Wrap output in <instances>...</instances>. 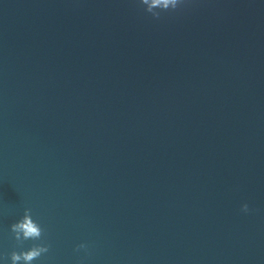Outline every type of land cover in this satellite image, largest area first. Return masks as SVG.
Returning <instances> with one entry per match:
<instances>
[{
  "label": "water",
  "instance_id": "obj_1",
  "mask_svg": "<svg viewBox=\"0 0 264 264\" xmlns=\"http://www.w3.org/2000/svg\"><path fill=\"white\" fill-rule=\"evenodd\" d=\"M33 245L264 264V0H0V264Z\"/></svg>",
  "mask_w": 264,
  "mask_h": 264
},
{
  "label": "clouds",
  "instance_id": "obj_2",
  "mask_svg": "<svg viewBox=\"0 0 264 264\" xmlns=\"http://www.w3.org/2000/svg\"><path fill=\"white\" fill-rule=\"evenodd\" d=\"M183 4L184 0H138V6H143V11L154 19H159L163 13L176 11ZM241 211L248 212V205H241ZM10 231L16 242L22 244L26 240H40L43 230L32 219L31 210L26 208L21 219L10 225ZM79 248H85V245L81 244ZM48 250L46 245H33L26 251H13L10 254V264H32V261L40 258Z\"/></svg>",
  "mask_w": 264,
  "mask_h": 264
}]
</instances>
